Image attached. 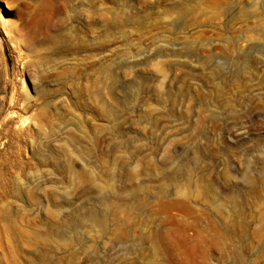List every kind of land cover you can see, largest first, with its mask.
<instances>
[{
  "label": "rangeland",
  "instance_id": "obj_1",
  "mask_svg": "<svg viewBox=\"0 0 264 264\" xmlns=\"http://www.w3.org/2000/svg\"><path fill=\"white\" fill-rule=\"evenodd\" d=\"M0 264H264V0H0Z\"/></svg>",
  "mask_w": 264,
  "mask_h": 264
}]
</instances>
